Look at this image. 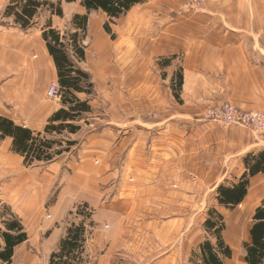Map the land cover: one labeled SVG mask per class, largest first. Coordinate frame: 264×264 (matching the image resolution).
<instances>
[{
	"label": "crops",
	"instance_id": "0c3cea01",
	"mask_svg": "<svg viewBox=\"0 0 264 264\" xmlns=\"http://www.w3.org/2000/svg\"><path fill=\"white\" fill-rule=\"evenodd\" d=\"M5 3L0 0L3 19ZM5 20L16 32L23 31L13 19ZM20 33L15 34L21 37L20 49L30 52L39 46L41 54L50 61V83L58 85L57 71L42 36ZM113 34L114 54L125 55L113 59V63L112 59L99 60L97 75L89 71L96 88L90 124L71 137L79 143L75 153L67 155L63 162L49 165L59 172L65 168L69 174L61 192L52 193L55 200L48 209L51 220L45 218L39 223V229L61 240L65 231L56 225L77 206L87 205L97 228L95 244L100 251L105 250L103 259L129 249V226L141 227L140 218L149 202H164L153 209L158 216L150 225L155 226L165 215V207L169 213L181 212L176 200L180 192H215L233 176L237 180L244 174L243 157L264 149V136L248 128L202 119L207 109L223 103L247 111H264V0H218L197 12L186 10L183 0H144L113 22ZM0 36L10 35L3 34L0 28ZM108 37L101 36L104 41ZM100 53L103 59L106 53ZM87 57L86 51V60ZM161 59L169 60L170 65L161 67ZM26 67L27 86L22 94L19 90L14 101H29L22 113L30 120H23L22 115L6 108L1 85L0 115L42 132L61 105L59 101H52L49 106L31 105L32 101L35 104L38 75L35 67ZM112 67L128 69V76L119 81L110 75ZM178 74L183 76L180 100L172 89ZM123 85L124 93L119 92ZM4 143L11 149L10 139ZM262 191L264 174L254 177L249 188V193ZM14 193L19 199L24 193L32 196L25 207L29 208L28 213L37 214L38 220L47 197L52 195ZM249 204L240 216L254 214L257 207L253 210ZM168 220L158 226H181L175 216ZM251 227L245 234L236 228L231 243L226 238L234 255L225 264H246L243 243L251 241ZM168 241L169 249H165L166 239L157 243L159 248L165 246L155 259L170 264L185 260L191 264L195 245L188 240L186 244L175 239Z\"/></svg>",
	"mask_w": 264,
	"mask_h": 264
},
{
	"label": "rangeland",
	"instance_id": "374dc122",
	"mask_svg": "<svg viewBox=\"0 0 264 264\" xmlns=\"http://www.w3.org/2000/svg\"><path fill=\"white\" fill-rule=\"evenodd\" d=\"M10 1L11 0H6V8ZM62 9L64 14L63 17L59 18L54 16V21L50 11L44 9L35 20V25L32 28V31L29 33L19 31L21 32L20 34H23L24 36H42L43 28L49 19L52 20L54 28L60 31L63 35L76 32L72 23L74 17L77 14H86V11L80 5V0L72 4L62 1ZM5 19H3V15L0 12L1 32L10 35L0 36V85L4 87L2 94L4 98H6V108L10 111H16L18 116L22 115L20 116L21 119L29 121L30 118L28 116H23L22 113L26 109V106L29 105V101L26 99L14 101V97L15 95H18L19 90L22 94L24 92L23 89L25 90L27 86L26 81H24L25 74L27 73L26 65L29 64L31 67L36 68L35 65L37 64L39 69L36 68L38 82L35 86V104L33 101L30 103L31 105L37 104V106L51 105L53 102L47 98V92L51 86V81L49 79L51 68L50 61L47 59L48 57L46 58L41 54L39 46L35 47L33 50H29L30 52L26 51L27 49L25 48L20 49L21 47L19 45L21 37L15 36L16 33L19 35V32H16L15 27L10 24L9 20ZM107 23H109L112 30L111 35L107 34L104 29V26ZM86 36L87 38L83 44L88 53V57L86 62L81 64V67L92 72L93 75L96 74V65L99 63V60L108 61L112 59L113 63V59L115 60L116 58H119V56L125 55L118 54L119 56H117L114 54L113 40L116 38V35L113 34V23L109 22L107 16L102 12H92L89 15ZM101 36L109 37L107 41H104ZM99 45H102L103 48L99 47ZM100 48H102L100 50L101 52L106 53V56L103 59L100 55ZM17 56H21L22 59H17ZM21 62H24L25 64L23 65ZM128 73V69L121 67H117L116 69L112 67L110 75L118 77L119 81H123L126 76H128ZM43 78L45 81H42ZM122 87L123 89H120L119 92L124 93L125 85ZM81 98L84 99L86 96H81ZM58 101L60 102L61 100L59 99ZM16 106H20L21 108ZM74 153L75 151H72L70 154H66L59 158L58 161L62 160L63 162V160L67 158V155H73ZM234 167L237 168V166ZM66 170L64 168L62 172H59L58 169H53L49 166L26 168L23 164V158L13 154L11 149H8L4 142L0 144V201L2 204H7L12 207L13 211L22 219L29 235V240L17 250L14 264H48L51 253L58 249L60 238H52L51 232L45 231V229H39V223L45 218L51 220V213L48 209L55 200V195L52 193L61 192L63 189L66 183L65 179L69 174ZM235 180L236 178L233 176L230 181L227 182L231 183ZM14 192H51L52 195H49L46 199L47 203L45 208H42L40 220H38L37 214L34 216L33 213H28L27 209L29 208L26 209L25 207V204L33 199L32 196L24 193L22 198L19 199L15 197L16 195ZM180 193L181 196H178L176 200L180 202L179 205L181 212L177 213L176 211V213H169L168 207H165V215L159 218L160 222L158 223V225L160 224L163 226L164 222L168 223V219L175 216L178 219L176 222L179 225L181 224L180 227H169V224H166L167 228L159 227L158 225L151 226L150 221H152L155 216L157 219L158 215L157 211L156 213L153 212L157 203L154 204L149 202V205L147 204V206L144 207L145 211H143L140 218V221H142L141 227L134 228L133 226H137V224L132 225V223V227L129 226L130 228L127 233V240H129L130 243L129 249L126 251H116L110 259L101 258V256L103 257L105 255V250L100 251L99 246L95 244L97 228H95L92 221V215L90 219L88 218L89 214H92L91 210L85 208L84 205L77 206V208L71 212L61 224H57L56 227L59 226L62 228L66 235L67 228L72 224L86 222V224L89 225V239L85 249L86 264H170L166 261H162V263L160 260L155 259L156 256L163 253L162 246L165 245L162 244L160 248L157 246V243L160 242L161 239H166L167 248L165 249L170 248V246H168L169 239L170 241L172 240V242L174 239L180 240L179 242H182L183 244H186V240H188L189 244L195 245L196 249L199 246L198 244L204 242L208 237L203 225L207 219L208 211L211 208L216 207L225 215L228 229L226 238L231 243L233 242V235L235 234L234 230H236V228L240 229L242 234H245L252 224L253 213L251 215L250 213L246 214V217H243L242 215L240 216V213H242L247 207V203L250 202L249 206H252L254 210L264 199V191L250 192L242 206H239L234 211H228L218 206L216 201V191ZM161 202L162 204L164 203L163 201ZM162 204L157 205L161 207ZM160 215L162 214L160 213ZM134 220L138 221L139 219L134 218ZM185 246L186 245L183 247ZM187 263L188 262L185 260L176 263L172 262V264Z\"/></svg>",
	"mask_w": 264,
	"mask_h": 264
},
{
	"label": "trees",
	"instance_id": "16d2710c",
	"mask_svg": "<svg viewBox=\"0 0 264 264\" xmlns=\"http://www.w3.org/2000/svg\"><path fill=\"white\" fill-rule=\"evenodd\" d=\"M62 1L72 4L78 0H11L4 17L13 19L21 30L28 31L34 27L35 20L44 9L49 10L52 16L62 18ZM143 2L144 0H80L86 14L74 17L72 23L76 32L71 34L63 35L54 28L51 19L47 21L42 38L57 71L61 108L51 116L42 132L18 125L0 115V144L10 139L12 153L23 158L26 168L46 167L70 154L79 145L71 137L79 135L84 125H89V116L93 114L91 101L96 96V88L92 75L81 67L86 62L83 43L87 38L89 15L92 12H102L113 23ZM104 29L107 34H112L109 23L105 24ZM159 65L167 67L170 61L161 59ZM182 86L183 76L178 74L176 82L172 83L178 100ZM243 164L246 171L236 182H226L217 188L216 201L220 208L234 211L245 202L251 180L264 174V149L248 153L243 157ZM0 205V264H14L17 250L29 240V235L22 219L12 207L1 201ZM84 207L88 208L87 205ZM91 215L89 214V219ZM251 225V241L243 243L245 263L264 264V199L255 209ZM203 227L208 237L192 251L190 263L225 264L226 260L233 259V250L225 236L226 218L219 208L214 207L208 211ZM88 229L86 222L72 224L67 228L66 235L60 240L58 249L51 254L48 264H86Z\"/></svg>",
	"mask_w": 264,
	"mask_h": 264
},
{
	"label": "built area",
	"instance_id": "2783aa9c",
	"mask_svg": "<svg viewBox=\"0 0 264 264\" xmlns=\"http://www.w3.org/2000/svg\"><path fill=\"white\" fill-rule=\"evenodd\" d=\"M218 0H183L184 8L188 11L197 12L207 4ZM60 87L52 84L47 92L50 101L60 99ZM207 122H217L224 126H239L248 128L257 134L264 136V111H247L230 103H223L207 109L202 116Z\"/></svg>",
	"mask_w": 264,
	"mask_h": 264
}]
</instances>
